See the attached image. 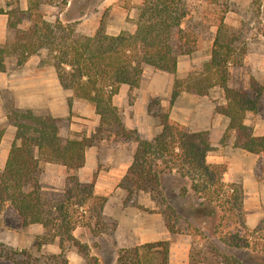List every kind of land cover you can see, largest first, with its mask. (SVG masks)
Instances as JSON below:
<instances>
[{"label":"trees","instance_id":"16d2710c","mask_svg":"<svg viewBox=\"0 0 264 264\" xmlns=\"http://www.w3.org/2000/svg\"><path fill=\"white\" fill-rule=\"evenodd\" d=\"M205 1L214 6L218 19L211 56L201 70L190 71L182 79L175 78L167 108L156 113L161 129L151 138L125 126L113 97L122 84L139 86L147 66L175 73L179 55L194 51L196 32L183 26L189 0H142L135 28L118 33H108L101 24L93 34H83L70 23L59 18L49 20L40 13H33L31 25L23 29L19 27L23 18L14 21L8 12L7 26L16 34L14 41L0 45V71L6 70L9 56H14L17 64H23L31 55L46 49L59 84L94 105L100 118L98 133L110 132L124 140L136 141L131 164L120 182L123 188L130 194L136 190L150 192L163 207L168 230L179 233L184 232L177 227L180 215L167 203L161 174L174 172L189 179V188L198 197L194 207L200 225L193 228L200 234H205L200 228L208 230L210 236L220 239L229 249L220 251L213 247L211 255H205L200 261L264 264V217L254 228L242 222L245 232L231 233L230 238L222 231L227 225L225 215L219 213V206L231 203L226 209L232 212L237 209L241 213L244 189L241 182H226V162L208 161V154L214 149L210 131L192 130L170 115V108L182 90L205 95L219 86L224 90L225 101L216 106V111L229 120L221 145L231 143L235 148L255 154L264 152V135L255 134L253 126L246 122L247 115L258 110L264 84L252 78L246 88L229 85L230 65L242 61L224 22L230 0ZM41 2L29 0V7H18L15 15L31 12ZM7 118L16 130L5 165L0 168V213L9 204L23 226L42 224L46 234L53 232L52 237L59 235L62 241H71L86 253L88 245L75 236L74 229L79 223L90 226L94 214L98 219L101 217L106 197L94 193L95 176L91 182H82L72 175L60 200L50 202L37 173L41 161L59 163L68 170L82 167L91 139L71 137L65 132V119L50 113L12 108ZM2 135L3 130H0V139ZM261 170L264 176V164ZM187 190V186H183L181 194L186 195ZM89 200L94 201L90 208L87 207ZM210 236L206 234L208 240ZM193 257L191 253V261ZM114 264H169V242L159 240L123 248Z\"/></svg>","mask_w":264,"mask_h":264},{"label":"rangeland","instance_id":"374dc122","mask_svg":"<svg viewBox=\"0 0 264 264\" xmlns=\"http://www.w3.org/2000/svg\"><path fill=\"white\" fill-rule=\"evenodd\" d=\"M22 1L24 7L21 0H0V45L15 39V30L7 26L8 12L14 21L18 17L23 18L19 23L23 29L31 25L34 14L40 13L49 20L59 18L70 23L83 34H93L101 24L108 33H118L135 28L138 7L142 2L41 0V4L31 12L15 15L18 7H29V0ZM189 3L183 26L191 27L196 32L194 51L179 55L175 73L147 66L140 85L124 88L115 99L114 104L125 126L136 129L147 138L153 137L161 129L156 113L167 108L175 78L182 79L190 71L201 70L203 63L211 56L218 24L214 6H209L205 0H189ZM224 22L242 59L241 63L230 65L229 85L246 88L250 86L252 78L264 84V0H230ZM224 101V90L219 86H214L205 95L184 89L170 108V115L192 130H209L214 149L208 154V161L226 162V182H241L243 185L241 213L237 209L234 212L227 210L231 203L221 204L218 208L220 215H225L224 223L227 225L222 231L230 238L231 233L245 232L242 222L245 221L248 226L247 216L251 215V164L262 169L264 152L251 156V152L235 148L231 143L221 145L220 140L229 120L216 111V106ZM12 108H30L37 114L61 116L65 119V132L71 137L91 139V144L86 148L85 163L78 169L68 170L59 163L41 161L37 177L45 197L50 202L59 201L72 175L82 182H91L95 176L94 193L106 197V202L99 219L94 214L90 226L79 223L74 229L75 236L88 245L86 253L81 252L73 242L65 238L62 241L59 235L52 237L53 232L46 234L42 224L23 226L16 210L8 204L0 213V264H114L123 248L159 240L181 242L187 236L191 239L189 256L191 253L194 255L191 262L211 255L209 252L215 250L213 247L229 251L228 246L210 236L208 230L200 228L205 234L195 231L193 227L200 225L194 207L198 197L189 188L190 180L174 172L161 174L163 192L167 203L179 213L177 227L184 232H170L171 238L161 237L163 232L169 231L162 214L163 207L150 192L136 190L130 194L120 185L131 164L136 141L124 140L110 132L98 133L100 118L94 105L76 97L71 89L59 84L46 49L31 55L23 64H17L14 56L7 58L6 70L0 71V117L7 116ZM256 121L260 125L264 123V93L259 100L258 110L247 115L248 124ZM7 124H11L8 118L1 121L0 130L4 132ZM261 174L263 176L262 170ZM183 186L188 188L184 196L181 194ZM223 197L225 199L226 195ZM93 202L89 200L87 207H92ZM173 217L176 218V215ZM206 234L210 236L209 240Z\"/></svg>","mask_w":264,"mask_h":264},{"label":"crops","instance_id":"0c3cea01","mask_svg":"<svg viewBox=\"0 0 264 264\" xmlns=\"http://www.w3.org/2000/svg\"><path fill=\"white\" fill-rule=\"evenodd\" d=\"M25 1V0H24ZM23 1L21 0V4L23 6ZM24 7V6H23ZM7 15L6 13H3ZM7 23V18H6ZM127 84H122L120 87L119 93L115 95L113 98V102L115 103L116 97L122 92L124 88L127 87ZM3 120H7V116L0 117V122ZM254 133L257 135H264V123L260 125L259 121H256V123L252 124ZM15 126L12 124H7L5 127V130L3 132V135L0 139V168H3L5 165V162L7 160L9 150L11 147V144L14 140L15 135ZM255 154L251 152L252 155H260ZM252 158V157H251ZM264 217V177L261 174V169L255 165V167L251 164V215L247 216L246 223L248 226H251V228H254L258 225L260 220ZM170 231H165L161 235L162 238H171ZM188 237V236H187ZM181 242L177 241H169V264H209L205 261H197V262H191L190 256H189V250H190V238ZM169 240V239H168ZM215 264H221V263H215Z\"/></svg>","mask_w":264,"mask_h":264}]
</instances>
